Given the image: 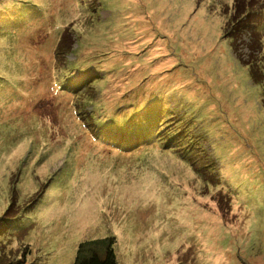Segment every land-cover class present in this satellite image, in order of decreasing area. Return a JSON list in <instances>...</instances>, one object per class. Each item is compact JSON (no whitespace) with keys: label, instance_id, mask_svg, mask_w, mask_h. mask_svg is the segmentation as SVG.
Masks as SVG:
<instances>
[{"label":"rangeland","instance_id":"1","mask_svg":"<svg viewBox=\"0 0 264 264\" xmlns=\"http://www.w3.org/2000/svg\"><path fill=\"white\" fill-rule=\"evenodd\" d=\"M233 1L0 0V264L110 237L118 264H264V86ZM146 109L187 148L122 151Z\"/></svg>","mask_w":264,"mask_h":264},{"label":"trees","instance_id":"2","mask_svg":"<svg viewBox=\"0 0 264 264\" xmlns=\"http://www.w3.org/2000/svg\"><path fill=\"white\" fill-rule=\"evenodd\" d=\"M254 0H234L232 9L230 11V15L227 18L224 32L225 37L231 38L232 42L234 43V37L237 35L242 34L243 32H248L252 36V48L256 50L255 55L252 58H249L248 61H245L244 64L249 66L250 74L251 76L262 83L264 86V48L262 44V34L257 28V22L259 18L262 15V12L264 10V5L259 7L256 10V7L258 5H261L264 3V0H256L257 2H253ZM248 16L247 22L243 20L244 17ZM257 20V22H255ZM67 31L62 35V41L61 48L64 49H71L73 47V43L71 44V40L66 41L67 38ZM66 37V38H64ZM235 49V44H233ZM251 51V52H253ZM70 52V51H68ZM254 53V52H253ZM241 60V59H240ZM93 77V76H92ZM89 79V78H88ZM97 82L94 79V83ZM82 88V86H81ZM83 98L87 99L86 101H92V98H89L87 95H82ZM85 102V100H84ZM98 108V107H97ZM142 108H138L136 111H141ZM103 111V110H102ZM157 110H149L146 109L145 115L146 120H134L132 119L131 123L132 130L131 132L133 136L136 138L134 139L133 144L130 147H125L122 149L124 152H128L129 150H135L136 148L141 147H147L155 144H161V142H167V140L172 137L171 142L167 143L166 145H162L163 149H160L163 153H169V151H166L165 149H175V152H182L185 148H187V142H188V134H187V128L185 126H178L174 127L169 130L163 129L161 122H157L155 118H161L162 114L155 113ZM112 120L109 119L108 121ZM118 120V119H117ZM107 121V120H106ZM118 125H114L113 123H109L106 127H102L104 133H110L111 135L115 134H121L124 130L118 131ZM181 130V131H180ZM125 140V139H124ZM126 141V140H125ZM138 146V147H137ZM177 157L180 159V157L177 155ZM194 160L190 162L189 165L193 167L196 174L199 176V178L207 181L208 179L206 177L203 178L200 174V169H206L208 171L212 167H214V163H204L203 167H194V164H196ZM204 167V165H206ZM215 171V168H214ZM214 172L210 175L208 181L211 182L214 186H219L222 189L220 191H217L215 193H219L216 201L218 204L223 203V200L226 202V205L230 207L232 205V197H230L229 192L226 191L225 187L223 186V183H218L215 181ZM219 179H221L219 177ZM225 190V191H224ZM214 195V194H213ZM215 197V196H214ZM214 201V200H213ZM223 209V210H222ZM229 209L221 208V214L225 215L228 213ZM229 214V213H228ZM3 221H7L3 219ZM116 244V239L113 237L100 239V240H94L82 243L79 246L78 254L76 257L75 264H118L117 256L115 253L114 246ZM6 264H26L25 260L22 261H15V262H8Z\"/></svg>","mask_w":264,"mask_h":264}]
</instances>
